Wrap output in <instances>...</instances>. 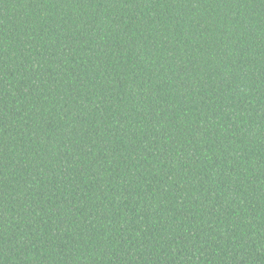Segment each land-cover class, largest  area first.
I'll list each match as a JSON object with an SVG mask.
<instances>
[{
    "label": "trees",
    "instance_id": "1",
    "mask_svg": "<svg viewBox=\"0 0 264 264\" xmlns=\"http://www.w3.org/2000/svg\"><path fill=\"white\" fill-rule=\"evenodd\" d=\"M0 264H264V0H0Z\"/></svg>",
    "mask_w": 264,
    "mask_h": 264
}]
</instances>
